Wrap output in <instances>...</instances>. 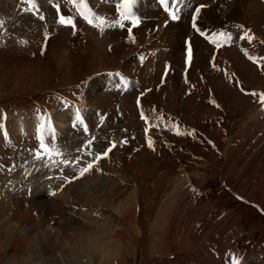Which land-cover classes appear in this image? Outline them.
<instances>
[{
  "label": "rangeland",
  "instance_id": "obj_1",
  "mask_svg": "<svg viewBox=\"0 0 264 264\" xmlns=\"http://www.w3.org/2000/svg\"><path fill=\"white\" fill-rule=\"evenodd\" d=\"M0 1V264H264L260 15L230 16L234 2L219 5L220 24L209 27L245 42L231 38L219 51L192 46L187 68L191 42L183 37L176 62L169 67L164 58L163 40L177 30L167 16L147 12L155 0H132L144 9L131 16L135 26L119 20L123 27L107 5L123 0H92L98 15L106 13L103 28L131 29L133 39L78 22L69 0L55 1L75 34L57 23V9L54 18L50 7L52 17L31 16L27 6L16 15L17 0ZM203 1L176 7L193 16ZM41 21L43 30L25 29ZM73 110L89 129L71 119L58 131L57 112ZM141 112L150 124L145 134ZM23 122H32L31 131L21 130ZM109 147L95 171L79 175ZM76 183L80 196H55ZM160 252L165 257L154 258Z\"/></svg>",
  "mask_w": 264,
  "mask_h": 264
},
{
  "label": "bare ground",
  "instance_id": "obj_2",
  "mask_svg": "<svg viewBox=\"0 0 264 264\" xmlns=\"http://www.w3.org/2000/svg\"><path fill=\"white\" fill-rule=\"evenodd\" d=\"M11 1V0H10ZM227 0H206L205 2L203 1L202 3L204 5H206L205 8H203L204 10L202 12H200V14L197 16V27L204 33L203 36H201L199 34V32L195 31L191 26L189 27H186L185 24H189L190 23V19H191V16H192V8L190 10H187L186 12L184 11H181L179 10V12L177 13L178 16H179V19L178 20H171L170 19V27L172 28V31H176L177 32L175 34H167L169 35L168 38H166L165 40H163L167 45H168V51L167 52H164V58L165 59H168V65L169 67L172 66V64L174 62H176V60L174 59V57L177 55V53L179 54L181 51V48H179V41L181 40V38L183 37V39H188L191 43H192V46L194 48H198V46H201L202 42H205L206 43V40H215L218 42H221L223 43L224 41L225 42H228V43H233L232 42V39H235L238 43H242V42H245L243 41V37L241 35H237L235 38H232V37H227L225 38L224 36H219V35H214L215 34V31L214 29H211L209 27V25L212 23L213 25H218L220 24V15H219V5L222 6V4H224V2H226ZM230 1V0H229ZM252 0H232L231 2H234V5L233 3H231V9L229 11V15L230 16H234L236 15L239 11L240 12H243L244 14H249V15H252L253 17H258L260 15V19L264 20V7L261 5H257L256 2L252 3L250 2ZM256 1V0H255ZM1 2V1H0ZM196 2V1H195ZM198 2V1H197ZM41 3V2H40ZM200 3V2H199ZM3 4V3H2ZM201 4V3H200ZM1 5V4H0ZM131 5H134V6H131V9H130V12H131V15H130V19L132 18L131 16L133 15L134 12L138 13L137 10H140V11H143L144 7L141 9L139 8L137 5H136V2L134 4L131 3ZM145 7H148V5H143ZM224 6V5H223ZM180 5H178L176 8L179 9ZM150 9H147V12L152 13V17H164V16H167L168 17V14L163 10V6L161 8H159L157 5L155 7V4H151L149 6ZM137 9V10H136ZM123 10V9H122ZM163 10V11H162ZM171 10V9H170ZM139 14V13H138ZM203 18V19H201ZM232 18V17H231ZM257 19V18H256ZM192 20V19H191ZM168 25V24H167ZM209 27V28H207ZM182 28V29H181ZM208 29L210 31H206L204 29ZM217 30V29H216ZM193 32H194V35H193ZM170 33V32H169ZM232 38V39H231ZM162 39H160L161 41ZM184 41V40H182ZM190 43V44H191ZM182 45V44H181ZM184 48V47H183ZM243 50V49H242ZM181 54V53H180ZM197 56V55H196ZM177 58V57H176ZM179 62V61H178ZM65 110V109H64ZM63 111V110H62ZM71 119H75V121H80L81 118H79L78 116V112H76L75 110L73 111H68V112H57V115L54 119L55 121V124L57 126V130L58 131H65L67 130L66 128H68V124L70 122ZM27 121V120H26ZM24 121V122H26ZM23 122V123H24ZM32 123V122H31ZM28 124L26 125L24 123V126L26 128L24 129H21L22 131L24 130L25 132L27 131H31L32 129V124ZM23 128V127H22ZM68 139V138H67ZM43 166V165H42ZM44 167V166H43ZM49 169V168H48ZM67 168V171H69ZM99 169V168H98ZM94 170V168L89 171L88 173H92ZM45 173V172H44ZM87 174V173H86ZM94 174V173H93ZM206 174V173H205ZM66 175V173H65ZM85 179V178H84ZM66 181V179H65ZM86 181V180H85ZM97 182V181H95ZM183 182V181H182ZM262 181H260L258 184H261ZM47 183V182H46ZM1 184V183H0ZM28 186H29V183H26ZM68 184V182H67ZM66 184V185H67ZM81 184V183H80ZM257 184V185H258ZM5 185V184H4ZM65 185V186H66ZM77 183L75 185H72V186H66L62 191H60V193L58 192H55V196L57 197H60L61 198H64V199H70V197H75V195H79L80 193H77L75 194V187H76ZM98 185V184H97ZM33 186H34V183L31 184L29 187L30 189H33ZM35 187V186H34ZM1 188V187H0ZM6 190H9L10 189V186L8 185L6 188ZM39 189V188H38ZM92 194V193H91ZM80 196V195H79ZM85 197V196H84ZM47 203V202H45ZM48 207H52L54 206L52 202L50 203H47ZM41 208V207H40ZM123 217V216H122ZM4 223L5 224H8V220L5 218L4 219ZM15 225L11 224L10 225V228L11 229H15L14 228ZM40 244V243H39ZM97 247V246H96ZM102 251V250H101ZM109 253V252H107ZM104 256V255H103ZM105 258V256H104ZM103 258V259H104Z\"/></svg>",
  "mask_w": 264,
  "mask_h": 264
},
{
  "label": "snow or ice",
  "instance_id": "obj_3",
  "mask_svg": "<svg viewBox=\"0 0 264 264\" xmlns=\"http://www.w3.org/2000/svg\"><path fill=\"white\" fill-rule=\"evenodd\" d=\"M75 2H76V0H69V3H75ZM178 2H179V0H171L172 9L170 10L169 6H168L169 0H159V4L161 6H163L164 11L168 14V17H167L168 19H171L173 21L179 19V16L177 14L179 12V9L176 8V4ZM79 3L81 5H84V0H79ZM131 3H132V0H123V3L121 5H119L118 8H117V11H121V9H123V11H121V17L124 20L129 19L130 15H131V12H130ZM53 7H55L57 9V15H58L57 23L62 25V26L71 27L72 30H73V34H75V27L76 26H75L73 18L70 17V16L69 17H65L63 15H60L59 14L60 13L59 6L53 5ZM202 7H204V5H201L200 7H197L195 9V14L192 16V28L195 31L199 32V34L201 36H203L204 33L197 27L196 20H197V16L199 15ZM77 11L80 12V16L85 21H87V23L89 25L103 30V27L105 25V20H104L103 17L96 16L95 19H96L97 23L94 24L93 20L89 19V15H91V13L86 14L84 11H81L80 9H77ZM40 19H44V17L41 16ZM115 23L119 24L120 27L124 26L122 23H120L119 20H117ZM137 23H138V21L134 17H132L133 26H135ZM166 23H167V20H166ZM128 31L131 33V29H128ZM214 35L224 36L225 38H227L226 34H224V33H219V34H214ZM249 39H251V37H249ZM211 42L217 43V41H215V40H212ZM191 58H192V48H191V46H189L188 49H187V60H186V63L189 60H191ZM248 58L250 60H253V62H255L253 57L249 56ZM252 94L255 95V93H252ZM261 103H264V94H261ZM45 128H46V122L45 123H41V125H40V127L38 129V134H42L43 131L45 130ZM177 134H179V133H177ZM114 146L115 145H112V147H114ZM149 147H151L150 143H149ZM41 148L43 149L44 152L48 153L49 155L52 154L50 149L48 148V146L43 143V140H41ZM109 151H111V147H109L103 153H98L96 155L95 159L92 162L88 163L85 167H83V168H81L79 170V175L83 176L85 173H87L90 170H92L95 167V165L99 163V161L101 159H104V158L107 157ZM97 170H99V169H97ZM76 178H78V177H76ZM68 182H71V181H68ZM234 264H238V262L234 261Z\"/></svg>",
  "mask_w": 264,
  "mask_h": 264
},
{
  "label": "crops",
  "instance_id": "obj_4",
  "mask_svg": "<svg viewBox=\"0 0 264 264\" xmlns=\"http://www.w3.org/2000/svg\"><path fill=\"white\" fill-rule=\"evenodd\" d=\"M182 236L184 237V233H182ZM177 238V237H176ZM165 253L164 252H160V253H158V254H154V258H158V259H162V258H164L165 257Z\"/></svg>",
  "mask_w": 264,
  "mask_h": 264
}]
</instances>
